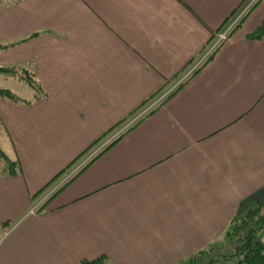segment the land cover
Instances as JSON below:
<instances>
[{"label":"crops","instance_id":"1","mask_svg":"<svg viewBox=\"0 0 264 264\" xmlns=\"http://www.w3.org/2000/svg\"><path fill=\"white\" fill-rule=\"evenodd\" d=\"M243 1L0 2V67L28 71L46 95L0 99V149L20 167L0 176V264H176L264 199V35L248 38L260 0L171 97L28 214L92 143L190 73Z\"/></svg>","mask_w":264,"mask_h":264},{"label":"trees","instance_id":"2","mask_svg":"<svg viewBox=\"0 0 264 264\" xmlns=\"http://www.w3.org/2000/svg\"><path fill=\"white\" fill-rule=\"evenodd\" d=\"M2 0H0L1 2ZM260 0H244L241 5L236 9L230 18L226 21L225 25L215 33H211L210 44L204 54L202 55V60L196 63L191 72L185 77H182V82L178 83L169 88L166 91H172L167 95V97L161 101L157 102V99L161 97L164 91L158 92L156 95L150 97L145 101L138 109L132 111L128 117L114 125L110 130H108L102 137L92 143L84 152H82L71 164L68 165L63 171L58 173L54 178V183L57 184L61 180V185L57 187L51 194V196L46 200L51 199L57 192L61 191L65 186H67L87 165L99 157L104 151L112 147L116 142H118L125 134L132 131L144 118L153 113V111L158 108L162 103H164L169 97H171L182 84L193 74L196 70L207 61L211 60L215 55L216 51L223 45L224 42L230 37V35L240 26L243 19L250 13V11L257 5ZM249 8L241 16L236 27L227 34V37L223 41H218L217 35L226 29L227 23L232 20L233 17H237L247 6ZM227 24V25H226ZM264 35V23L248 38L251 40H258ZM217 42V44H216ZM8 46L0 47V50L6 49ZM0 76H13L16 79L25 82L28 87L33 92V99L25 100L8 89L0 88V99L8 100L14 104H24L31 105L34 102L46 97L44 91L42 90L40 84L34 79V77L24 69L0 67ZM181 81V80H180ZM153 105L150 110L138 118L134 117V114L142 109L145 104ZM136 118V119H135ZM135 119V120H134ZM1 126V122H0ZM117 128H121V131H117ZM118 132L113 135V139L107 143V145L93 156L89 161H87L79 170L76 171L73 176L64 181V173L67 168L74 165V163L83 157L84 154L89 152L96 144L102 141L104 138L109 137V134ZM20 173V167L18 161L10 159L1 149H0V176L9 175L16 176ZM59 177H61L59 179ZM52 182V185H53ZM82 264H106L105 258L100 257L93 261H82ZM176 264H264V199H257L252 201H247L242 205V208L238 213L231 219L226 231L223 236L210 244L206 249L197 252L196 254L176 263Z\"/></svg>","mask_w":264,"mask_h":264},{"label":"rangeland","instance_id":"3","mask_svg":"<svg viewBox=\"0 0 264 264\" xmlns=\"http://www.w3.org/2000/svg\"><path fill=\"white\" fill-rule=\"evenodd\" d=\"M235 18L236 17H233L229 23L230 24L233 23ZM238 22L239 21H237L235 23V25H234L235 27L238 24ZM4 77L5 76H0V88L8 89L11 92L15 93L16 95H18L19 97H22V98H30V96H32V91L25 82L20 81L18 79H5ZM180 80L178 81L177 85L183 81L182 79H180ZM175 84H176V82H175ZM170 92H172V91H164V93L161 95V97L159 99H157V102L163 101L167 97V95H169ZM152 107H153V105H149L148 103L145 104V106H143L141 110H139L138 112H136L134 114V117H136V118H138L139 116L141 117L142 115L147 113L150 110V108H152ZM117 131L118 132L121 131V128H117ZM118 132H116V133H118ZM116 133L115 132H114V134L112 133L111 136L109 134V137L104 138L102 141H100L98 144H96L91 150H89V152L84 154L83 157L78 159L74 163V165L69 167L66 171L67 173L64 174L65 175L64 181H66L68 178L73 176V174H75L77 170H79L87 161H89V159H91L98 152H100L107 145V143L109 141H111V139H113V137H114L113 135H115ZM61 181H63V180H61ZM61 181L58 182L57 184L54 183L53 186L50 187L48 190L45 189V191L37 199L36 203L32 205L28 214L33 215V214H36L37 212H39L41 209V206H42L41 203H43V201H46L52 195L51 193L57 187H59L61 185ZM30 211H33V213L31 214Z\"/></svg>","mask_w":264,"mask_h":264},{"label":"built area","instance_id":"4","mask_svg":"<svg viewBox=\"0 0 264 264\" xmlns=\"http://www.w3.org/2000/svg\"><path fill=\"white\" fill-rule=\"evenodd\" d=\"M248 8H249V5H248V6H247V7H246V8L240 13V15H238V16L235 18V20L233 21V23H231V24L229 23L230 25L228 24V25L226 26V29L217 35V37H218V41H217V42H219V41H223V40L226 39L227 34L231 31V29H233L235 23H236L237 21L240 20L241 16L246 12V10H247ZM217 42H216V44H217ZM30 213L32 214L33 211H30Z\"/></svg>","mask_w":264,"mask_h":264}]
</instances>
